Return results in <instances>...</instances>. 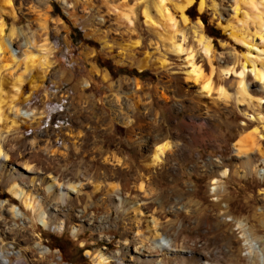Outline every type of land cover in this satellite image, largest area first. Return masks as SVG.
I'll list each match as a JSON object with an SVG mask.
<instances>
[{
	"label": "rangeland",
	"instance_id": "obj_1",
	"mask_svg": "<svg viewBox=\"0 0 264 264\" xmlns=\"http://www.w3.org/2000/svg\"><path fill=\"white\" fill-rule=\"evenodd\" d=\"M158 1L12 0L13 13L3 14L0 9V134H8L5 148L11 152L35 140L42 145L41 141L50 137L54 146L46 155L49 162L66 169V174L77 172L80 166L83 170L77 175L88 185L83 203L71 209L65 205L58 208L62 219L68 216L74 222L82 216L97 222L106 220L100 228L85 226L79 236L71 228H44L38 215L0 184V204H7L0 208V250L6 264H97L94 257L99 250L117 256L124 251L129 231L141 239L148 237V215L157 220L158 232L181 249L175 259L169 256L171 264H260L257 255L250 256L244 245L241 226L245 225L264 255V163H247L237 148L248 149L254 160L260 154L264 156V120L258 121V109L248 107L240 95L236 96V79L240 76L224 75L222 86L229 100L219 97L213 87L196 104L192 99L199 98L201 86L189 79L192 66L187 63V54L158 71L139 72L118 61L129 57L137 42V57L142 59L149 51L147 54L156 62L158 54L149 45L163 47L171 38L191 52L197 65L237 69L247 57L250 62L245 77L251 80L252 68L261 69L264 63V0H192L184 10L180 7L186 0H164L165 20L157 11ZM10 44L15 60L5 52ZM23 44L33 46L31 66L26 64ZM44 59L48 71L40 81L37 69ZM164 74L178 78V82L163 79ZM123 79L136 80L141 87L135 96L148 101L145 117L155 140L144 157L163 145L168 167L179 168L178 174L168 168L170 171L152 175V171L138 168L121 175V181L129 183L124 193L136 186L133 194L139 191L143 203H147L139 204L134 213H120L107 205L105 195L93 193L96 183L91 179L104 171L106 157L121 158L125 162L122 168L137 160L131 140L134 137L121 125L135 118L123 94L133 84L122 88ZM178 87H192L194 93L179 94ZM79 94L93 99L92 105L99 103L92 111L94 116L87 113L83 119L76 114L71 102ZM116 97L122 101L121 109L111 103ZM260 105L259 110H264V100ZM10 106L19 108L28 118L23 122L14 118L9 114ZM110 109L126 117L115 116ZM108 114L114 118L115 128L90 129L92 121ZM70 135H79L82 151L78 156ZM256 135L263 140L254 145ZM255 148L261 150L260 154ZM57 149L67 151L65 159L58 158ZM91 153L95 155L91 157ZM224 168H229L226 178L222 177ZM21 171L27 173L23 168ZM14 206L20 208L21 217L11 214ZM190 249L194 256L189 258Z\"/></svg>",
	"mask_w": 264,
	"mask_h": 264
},
{
	"label": "bare ground",
	"instance_id": "obj_2",
	"mask_svg": "<svg viewBox=\"0 0 264 264\" xmlns=\"http://www.w3.org/2000/svg\"><path fill=\"white\" fill-rule=\"evenodd\" d=\"M191 1L192 0H186L185 3L180 7V9L184 10L185 6L187 7V5ZM163 2L164 0H159L158 6H157V11L162 19L166 17V9L163 6ZM0 9L3 14L4 13L7 14V12L13 13L12 0H1ZM147 18L148 20H150L149 16H147ZM173 41L171 38L167 39L166 44L162 45L163 47H160V45L158 46L157 44H154L155 46L149 45V47H151L150 49L153 48L152 51H154L155 54H158V57L156 58V62H154V60L151 59V56L149 53L147 54V52L149 51L144 52L145 56L142 59L141 58L139 59L137 55L139 54L140 51H139V47H136L138 46V43L136 42L135 47L131 51L132 53L130 54V56L127 58L120 59L118 63L125 64L130 67H136L139 70V72H142L146 69L158 71L159 69L168 68L169 67L168 63H171L177 59L180 60L183 54H187L188 56L187 63H189L192 66V71L189 74V79L193 80L195 83H198L201 86L200 87L201 89L199 90V93H198V94H201L199 95V98L202 97V95L203 96L209 95L210 91H212L213 87H215L216 91L218 92V96L225 98V100H227L228 97L225 96L226 93L224 92L225 87L223 88L222 86L225 80L224 75L225 73L238 74L240 77L236 79L237 80L236 82V92L237 93L235 92L236 96L237 94L240 95V98L242 99L241 101H244L245 103H247L248 107L253 105L256 109H258V113H257L258 118H256L258 121L264 120V116L262 115V112H264V110H259L261 107L260 104L262 100H264V63L261 69L253 67L251 80L250 79L247 80L245 77V69H246L247 64L250 62V60L247 57H245V61L241 64V66H239V68L237 67V69H235V67L232 69H227V70H223L222 68L214 69L211 67V65L210 66L209 65L207 66L197 65V63H195L193 56L191 55V52H189L181 44L179 43L177 44L176 41L174 42ZM105 44L109 49H111L110 43L108 41H105ZM11 46L12 45L10 44L9 46L6 47V49L5 48L4 49L6 50L5 51L6 54H8L11 59L15 60V57H14L15 54H14V51L11 50ZM31 46L30 45L28 46L27 44H23V47L25 49L24 53L26 56L27 65L32 64L34 61L33 60L34 57L31 51V48L33 46L32 47ZM205 50L209 52L208 44L205 45ZM44 61L45 62L43 64L41 63L42 66H40V68L37 69L38 80L40 81H43L48 71L47 66H46L47 60L44 59ZM162 78L163 79L165 78L167 81H170L171 83L178 82V78L172 77L171 75L164 74ZM120 84L122 88L123 86L126 87V85L133 84V87H130V89H127L129 91L126 90L125 92H123V94H124L125 100L129 103L127 107L132 110L131 114L135 118L132 121L125 120L122 122L121 125H123L122 127L126 128L127 132L132 134V136L134 137L131 140H133L132 144L135 145V149H136L135 154H136L137 160L135 162L130 161L131 163L129 162L130 164L129 166L126 165L127 167L124 166L125 168H122V166L125 165V162L120 160L121 158L119 159L115 155H112L111 157H106L103 159V162H102L104 171L95 173L91 179L96 183V184L94 183L95 186L93 187L94 188L93 193L95 192V193L105 195L106 199L104 202L107 205L109 204L110 206H113L116 209V211L120 213L128 212L130 210H132V212L134 213V211L137 212V210L135 209L138 208L139 204L141 205L142 203L143 205H146L147 203L146 204L143 203L144 200L141 199L140 194L138 193L139 191H137L139 195L137 193H135L136 195L133 194V190L135 189L136 184L133 185L135 187L132 186L133 190L130 189V190H127L126 193H124V190L129 189V183L127 182V180H124V182H122L121 175L123 174L125 175L126 171H132L135 169L138 170V168H142L144 169V171H152V175L153 174L158 175L159 171L161 170L164 171L166 169L168 170V168L171 169V171L174 174H178L179 168L175 167V165L174 166L170 165V167H168V163L165 162V159H164L165 152L167 151L165 149L167 148H165L163 145L161 146L156 145L157 147L154 150H151L152 151L151 154L148 157L146 156L147 158L144 157L145 151L150 150L151 148L150 143L155 140V137H152L151 136L152 133H150L152 131L150 127V123L147 121V118L145 117L148 114V111H147L148 101L146 103L143 99L135 96L136 90H138V88L141 87L139 86V83L136 80L123 79L120 82ZM36 85H37V81L34 82L35 87ZM191 88L192 87H189L185 90V89L178 87V93L179 94L182 93V94H186L190 96V94L194 93L191 90ZM82 91H84V89ZM255 93L257 94V96L254 95ZM199 98L194 97L192 100L195 101V103L197 104L199 103L200 100L202 101V98L200 99ZM92 101L94 100L91 98H84L83 94H79V96L75 100H72L71 105L72 107H76L75 109L77 111L76 114L83 115V119H84V116H86L85 114L87 113L93 115L92 111H94V108L96 107V105H99V103H97L96 105H92ZM237 101L239 100L237 99ZM121 102L122 101L120 100V98L116 97L114 98V101H112L111 103L118 105L120 108ZM218 102L216 103L217 106H218ZM227 103L228 102H226V104ZM218 108L215 110H219ZM109 111L112 112L113 115H115L112 109H110ZM115 113H116L115 116L121 115L122 117H126V114L122 113L121 111L115 112ZM9 114H13L14 118L19 117L22 122L28 118V115H24L23 113H21L20 109L15 106L9 107ZM242 114L245 118H248L246 117L247 113H242ZM5 118H8V117H5ZM256 119L254 118L253 120H256ZM11 121L13 124L15 123L13 120ZM113 121H114V118L110 119L109 114L104 116V118L101 117L100 115L99 120L91 122L90 129H92L93 131H96V130L98 131V129L102 131L112 130L113 128H115ZM6 122H7V119H6ZM7 135H8L7 132L5 133L1 132L0 134V179H1L0 184L7 187L10 193L13 195V197L16 200H18L20 203H23L26 209L38 215L39 223L41 226H43L44 228H48V229L54 228L55 230H63L65 228H71L79 236L83 233L85 226L100 228L101 225H103V223H106V220H101L100 222H97L93 218L83 219L82 216L77 217V219L74 222H71V220L69 221L68 216L62 219L61 213L59 212L58 208L62 205H65L71 209L79 205L80 203H83L85 194H86L85 189H87L88 185L84 184L83 180L79 177V175H77L79 172H81L82 168L80 166H78L77 172L74 171V172H69L68 174H66V171H67L66 169L60 168L59 166L54 167L55 163L52 164L51 162H49L46 155L47 153H50L51 151L50 149L54 146L53 145L54 140L51 141L50 137L46 138L41 141L42 145H40V143H37V140L31 141L28 145L26 144L27 147L24 146L21 148H17L10 152L9 149L5 148V142H6L5 138ZM78 136L79 135L77 136L70 135L69 137L72 145L75 148L74 150L76 152V155L78 152L82 151L81 148H79L78 146V142H79ZM253 138H254L253 139L254 145H257L259 142H261V140H263V136L256 135L255 137L253 136ZM257 149L258 150H256L255 148L256 151L260 150L259 148ZM237 150L238 152L241 153L242 156H244V158H246L247 163L249 164L255 161H259V162L261 161L262 163H264V156L260 154L261 150L258 152L260 154V157L258 160L257 159L254 160V158H250L249 156L250 154L247 152L248 149L244 150L242 149V147L241 148L239 147V149L237 148ZM55 152L59 159H63V158L65 159L67 155L66 153L67 151L63 149H57ZM93 154L94 153L90 154L91 157L93 156ZM56 161H60V160H56ZM22 168L27 173H24L23 171H21ZM228 169L224 168V171L222 172L223 178L224 177L226 178V176L229 175ZM249 171L251 172V170ZM167 173L165 172V174ZM147 175L149 174L147 173ZM105 186H106V189H105ZM141 196L143 197V195ZM6 205H7L6 203L0 204V208H4ZM19 209L20 208H17L16 206L10 209V212L14 218L21 217L19 213ZM85 209H88V207H86ZM134 216L137 219L136 217L137 215H134ZM148 217H150V220L147 221L148 225H150V226H147V233L149 236L147 234L146 235L148 237H144V239H141L139 234L138 235L137 233L132 234V232L129 231L126 234V237L124 239V242H125L124 251L120 253V255L118 256L116 254L107 255L101 250H99L97 251V254L94 257V260L96 261V263L97 264H171V261L175 259L173 258V256H178L181 249L179 250L177 247L173 246L172 241H170L168 238H165L164 236H162V234L159 233L160 232L159 224L157 223V220H155V218L149 215ZM137 220H139V218ZM58 221H60V223H58ZM132 222L134 223L135 221H132ZM133 227L137 228V226L135 225ZM241 231L243 232L242 239L245 241L244 245L247 247V249L250 250L249 252L250 256H255L256 254L259 259L260 264H264V255L262 254L258 245H256L252 241V238L249 236V234H247V229L245 225L241 226ZM187 254L189 258L194 256L193 255L194 252H192V250L188 251ZM3 255L4 253L0 250V264H6L5 259H3ZM169 256H172L171 258L172 260L169 259ZM17 264H20V263L17 262Z\"/></svg>",
	"mask_w": 264,
	"mask_h": 264
},
{
	"label": "trees",
	"instance_id": "obj_3",
	"mask_svg": "<svg viewBox=\"0 0 264 264\" xmlns=\"http://www.w3.org/2000/svg\"><path fill=\"white\" fill-rule=\"evenodd\" d=\"M132 75H134V76H140V75H136V74H134V73H131Z\"/></svg>",
	"mask_w": 264,
	"mask_h": 264
}]
</instances>
